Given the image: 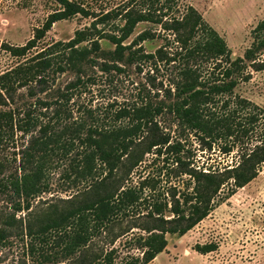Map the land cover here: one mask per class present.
<instances>
[{
	"label": "rangeland",
	"instance_id": "obj_1",
	"mask_svg": "<svg viewBox=\"0 0 264 264\" xmlns=\"http://www.w3.org/2000/svg\"><path fill=\"white\" fill-rule=\"evenodd\" d=\"M177 3L180 11L191 4L225 39L232 58L243 55L251 42V29L264 19V0H177ZM54 8L57 4L53 0H0V76L20 68L0 80L1 175L5 179L19 174L26 151H30L45 162L42 178L46 184L42 192L30 199L28 210L15 211L17 198L8 192L0 194V228L5 233L0 243V264H70L72 255L63 251L64 231L51 229L40 240L31 238L24 229L26 222L28 224L27 214L31 216V226H36L46 220L49 212H65L83 200L92 199L90 190L93 191L97 180L103 178L107 170L104 163L95 159L94 169L86 175L80 174L86 151L80 138L85 136L86 126L125 124L127 119L124 117L114 119L116 110L144 102L168 103L166 90L173 91L171 65L165 62L156 65L145 62L137 67L135 63L118 61L121 71L105 72L99 67L103 57L91 53L95 63L89 65V61L86 62L85 73L79 71L78 74L67 64L68 49L53 44L64 43L76 30L88 27L89 17L76 15L54 22L25 55H14L11 48L23 46L32 39L35 30L42 26ZM98 27L105 32L113 29L112 24H99ZM143 30H149L155 36L152 43L142 42L144 51L176 47L171 43V33L150 22L138 23L126 41H131ZM99 43L106 50L114 47L104 39ZM82 44L90 46L88 42ZM260 58L264 59V56ZM45 59L48 60L46 67L38 68L43 66L38 62ZM242 72L247 79H239L232 92L216 95L213 105L218 112L238 110L237 117L249 130L242 141L233 143L232 138L210 140L201 137L178 126L164 108L155 116L159 133L169 135V144H178L169 151L165 150V145L152 147L129 169L125 167L128 161L124 157L111 180L125 187L143 185L141 199L128 207L125 215L116 218L111 231L92 239L88 246L92 252L115 249L113 264H119L129 256H141L134 238L145 235L139 227L150 224L145 218L150 203L170 201L169 194L173 189L175 198L181 203L182 194L192 192L194 186V179L186 170L221 172L239 161L244 148H252L261 142L264 68L254 70L247 65ZM238 74L236 77L240 78ZM78 75L82 80L87 76L92 79L73 89L68 88ZM224 100L226 105L222 104ZM250 115L256 116L255 122L250 121ZM43 126H47L44 132ZM41 138H45L43 145L38 143ZM224 146H231V150L225 152ZM211 200L213 206L209 213L181 236L166 234V249L147 264H264V163L257 167L256 176L244 186L234 187L229 180ZM9 215L14 216L11 224L6 222ZM164 215L172 217L169 211ZM133 225L136 227L118 236ZM209 242L215 244L214 250L201 253L195 249L196 245Z\"/></svg>",
	"mask_w": 264,
	"mask_h": 264
},
{
	"label": "trees",
	"instance_id": "obj_2",
	"mask_svg": "<svg viewBox=\"0 0 264 264\" xmlns=\"http://www.w3.org/2000/svg\"><path fill=\"white\" fill-rule=\"evenodd\" d=\"M53 1L56 2L57 8H54L42 26L35 30L32 39L23 46L11 48L14 55H25L26 51L34 46V42L44 37L54 22L80 15L91 18L90 25L76 30L70 40L53 44L68 49L67 64L74 67L78 74L79 71L85 73L86 62L89 61V65L95 63L91 53L96 57H103L99 67L105 72L121 71L122 67L116 63L118 61L125 64L135 63L137 67L145 62L154 65L165 62L171 65L173 91L166 90L168 103L144 102L139 106L119 108L115 111L114 119L126 118V123L122 125L86 126L85 136L80 138L86 145L84 165L80 167V174L90 173L94 169L95 159L104 163L107 170L106 175L97 180L93 191L90 190L93 198L83 200L65 212H49L46 220L40 221V225L32 224L34 230L29 223L31 216L27 214L28 224L26 222L24 229L25 234L31 238L40 240L51 229L64 231L66 240L63 238V251L72 255L70 264H113L115 249L95 253L88 246L90 247L94 237L111 231L116 218L125 215L128 207L140 201L143 185L139 188L125 187L120 182L111 180L112 173L124 162V157L128 161L125 167L129 169L137 165L142 155L154 146L165 145V150L168 151L177 146L178 142L169 144L168 134L159 133L155 116L164 108L173 116L178 126L194 131L201 137L210 140L232 138L230 141L233 143L242 141L249 130L245 122L237 117L238 110L218 112L213 105L216 104V95L232 92L239 79H247L246 74L242 72L247 65L254 70L264 68V59L260 58L261 55L264 56V19L258 21L251 29V42L243 55L232 58L225 39L191 4H187L180 11L177 0ZM116 21L120 23H115ZM140 22L159 25L163 31L171 33V43L176 47H157L154 51H144L142 42L152 43L155 39L154 33L149 30L138 32L131 41H126ZM99 24H112L114 30L105 32L98 27ZM102 39L111 43L113 49L102 48L99 43ZM83 42H88L90 46L82 44ZM41 53L40 51L39 54ZM38 63L43 65L38 67L42 69L48 64V60ZM19 69L18 67L2 74L0 80L18 72ZM58 69H62L60 65ZM37 71L36 69L34 72ZM236 73H240V78L236 77ZM91 79L87 76L82 80L78 75L67 87L73 89ZM226 103V100L222 102L223 105ZM249 118L251 122L256 121V116L250 115ZM46 127L41 128L43 132ZM262 128L261 142L252 148H244L235 165L224 168L221 172L186 170L193 177L194 186L192 192L182 194L181 203L175 198V189L169 194L170 201L154 200L150 203V208L145 214L150 224L139 227L145 235L139 234L134 238L137 247L141 249V256H129L119 264H147L166 249V234L181 236L209 213L213 206V195L225 182L231 180L234 187H242L252 180L257 174V167L264 163V126ZM56 135L60 137V134ZM45 138H41L38 143L45 144ZM223 149L229 152L231 146H224ZM20 167L19 174L5 179L0 170V194L8 192L17 198L14 203L15 211L28 210L30 199L46 187L42 178L45 162L41 158H36L32 152L26 151V157ZM108 187L111 189L105 191ZM165 211H169L172 217L166 218ZM13 219L14 216L9 215L6 222L11 224ZM133 227L136 226L124 229L118 236L129 232ZM4 237L5 233L0 228V243ZM80 248L83 250L80 251ZM215 248V244L211 242L195 246L201 253Z\"/></svg>",
	"mask_w": 264,
	"mask_h": 264
}]
</instances>
